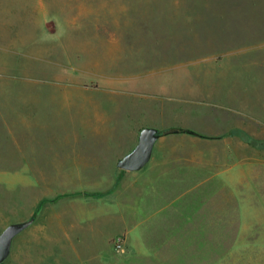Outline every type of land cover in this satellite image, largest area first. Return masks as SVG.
<instances>
[{"label": "rangeland", "instance_id": "rangeland-1", "mask_svg": "<svg viewBox=\"0 0 264 264\" xmlns=\"http://www.w3.org/2000/svg\"><path fill=\"white\" fill-rule=\"evenodd\" d=\"M142 128L176 187L116 167ZM31 217L2 264H264V0H0V233Z\"/></svg>", "mask_w": 264, "mask_h": 264}, {"label": "crops", "instance_id": "crops-1", "mask_svg": "<svg viewBox=\"0 0 264 264\" xmlns=\"http://www.w3.org/2000/svg\"><path fill=\"white\" fill-rule=\"evenodd\" d=\"M155 143H154V145H155ZM153 148H154V146H153ZM152 153H153V149H152ZM152 153H151V156H152ZM147 163L142 167V168H144L146 166V168H147V172L144 173V174L143 173L141 174L142 176L145 177V181L143 183V186L141 185V187H136L137 189H139V188L142 189V187H143V190H142L143 194H149V193L153 192V190L155 189L156 185H158V184L160 185L163 181L165 183L167 181L166 179H170L171 181H169L168 183H172V185H174V187H176L177 183L180 184L182 182V175L180 174L181 173V169H180L181 167H171L167 171L165 169L164 165L159 163V162H156L155 164H153V163L152 164H147ZM141 175H137V178L139 179L141 177ZM195 177H196L195 173L194 174L191 173V175H186V178H189L186 181L191 182V183H189V188H196L197 187V184H198L197 182L198 181H197V179ZM135 181H133L131 184L135 183ZM132 186L133 185H131L130 187L132 188ZM130 187H128V188L130 189ZM137 189L135 191L137 193V195H136V200L137 201L136 202H138L140 204L141 208H143L144 204L141 202V198H140L141 197V191L138 192ZM188 194H189V192H188ZM183 196H186V195H182L181 198ZM160 198H161V196L158 197L157 199H160ZM147 199H148V197H147ZM192 199L193 198L191 197V199H190L191 200V205H192ZM163 200H164V202H167L165 205L167 207H169V206H172L174 203H176V201H178L180 199L179 198H174V199H164L163 198ZM190 200L186 201V202L190 203ZM193 200H194V205L192 206L193 211L196 208V212H194V214L192 212V215H191L190 210H186L185 211V209H181L180 205H179V208L172 209L171 213L174 214L177 217L184 218V220H193V219L196 220L198 218L197 217L198 200H196V196H194ZM138 208H140V207H138ZM161 213H162V211L160 210V211H153V213H151V215L148 214L147 217H146V220H148L147 222H149L150 220L159 219V217H160L159 215ZM203 215H207V211H205V213ZM161 229H163V228H161ZM161 229H160V231H161ZM139 234L143 237L142 239H145V237H151V236L154 237L153 235L155 233L153 235L152 234H146L147 235L146 236L143 233H141L140 231H138L135 235L139 236ZM177 234L178 233H176V234L175 233H171V235H173L174 237ZM159 235L166 236L162 232H159V233L156 234L157 237H161ZM184 235H186V234H184ZM151 238H146L145 241L141 240V242L143 244L141 243L140 247L137 246V247H135L136 250L135 249L132 250V251L130 250V252H129L131 254L130 255L131 259L130 260L121 261V262H118V263L119 264H151L149 261H152L154 259H158V260L162 259L164 257V253L169 255V257H165V259L170 258L171 260H173L174 257L170 256V255H172L173 250L175 248L172 247V246L170 248L169 247H165V248L162 247L163 243L161 241L162 240L161 238H159L160 241L154 247H151V244H150ZM163 240H165V239H163ZM165 241H168V240H165ZM164 245H166V244H164ZM212 246H213V248H211V247L203 248V250L200 251V252H202V255H199L198 252H195V253H197V254H195L193 251L192 252L189 251V254L191 253V264H199L198 263L199 262V258L202 261H203V259H206V262H209L210 264H212V263H215V264H228L230 262V258H235V257H232L231 255L228 254L229 251H230V248H231L230 246H228V245H220V244H216V245L212 244ZM233 248L246 249V248H252V245H239V246L236 245V246H233ZM213 251H214V256L212 254ZM221 251L222 252L226 251V254L218 256V252H221ZM139 256L141 258H134V259L132 258V257H139ZM214 257L216 258V261L214 260ZM241 258H243V257H241ZM169 264H175V260H174V263L171 262ZM201 264H204V262L201 263Z\"/></svg>", "mask_w": 264, "mask_h": 264}, {"label": "water", "instance_id": "water-1", "mask_svg": "<svg viewBox=\"0 0 264 264\" xmlns=\"http://www.w3.org/2000/svg\"><path fill=\"white\" fill-rule=\"evenodd\" d=\"M159 136L160 133L157 129L142 128L138 143L129 153L118 159L116 167L130 172L140 170L149 161L154 143ZM33 221L34 218L31 217L24 222L8 225L0 233V264L9 257L13 239L28 228Z\"/></svg>", "mask_w": 264, "mask_h": 264}]
</instances>
